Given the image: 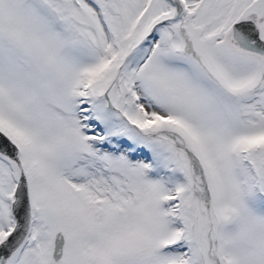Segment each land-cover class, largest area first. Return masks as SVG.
<instances>
[{
    "label": "snow or ice",
    "instance_id": "1",
    "mask_svg": "<svg viewBox=\"0 0 264 264\" xmlns=\"http://www.w3.org/2000/svg\"><path fill=\"white\" fill-rule=\"evenodd\" d=\"M0 264H264V0H0Z\"/></svg>",
    "mask_w": 264,
    "mask_h": 264
}]
</instances>
